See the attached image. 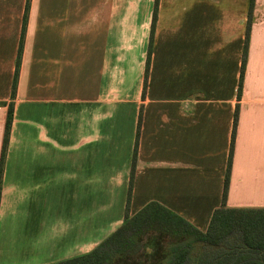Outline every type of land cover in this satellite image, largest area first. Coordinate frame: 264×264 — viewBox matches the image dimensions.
I'll return each instance as SVG.
<instances>
[{"label":"crops","instance_id":"obj_1","mask_svg":"<svg viewBox=\"0 0 264 264\" xmlns=\"http://www.w3.org/2000/svg\"><path fill=\"white\" fill-rule=\"evenodd\" d=\"M155 1L0 0V264L87 254L127 202L205 232L226 178L264 211V0Z\"/></svg>","mask_w":264,"mask_h":264},{"label":"trees","instance_id":"obj_2","mask_svg":"<svg viewBox=\"0 0 264 264\" xmlns=\"http://www.w3.org/2000/svg\"><path fill=\"white\" fill-rule=\"evenodd\" d=\"M155 1V6H156ZM253 0L250 2L252 7ZM28 4L23 16L24 30L27 19ZM155 10L151 22V34L155 25ZM22 45V39L21 44ZM150 55V49L148 52ZM149 57V56H148ZM149 59L146 71L148 70ZM19 61L16 63V70ZM16 76V74H15ZM241 85H239L240 94ZM145 90V85L143 87ZM15 94V79L11 97ZM239 97V96H238ZM13 106L9 104L5 123L3 149L0 161V178L2 163L8 142L12 121ZM136 148L133 152V166ZM230 162V157H229ZM225 181L222 207L215 210L205 232H201L179 215L167 210L157 203H149L133 216L128 215V202L124 220L110 236L103 240L91 252L53 264H117L126 263L141 256L142 243L150 235L173 240L166 244L161 253L160 264H189L197 247L212 254L198 264H264V211L230 210L224 208ZM1 192V190H0Z\"/></svg>","mask_w":264,"mask_h":264},{"label":"rangeland","instance_id":"obj_3","mask_svg":"<svg viewBox=\"0 0 264 264\" xmlns=\"http://www.w3.org/2000/svg\"><path fill=\"white\" fill-rule=\"evenodd\" d=\"M173 240L165 238L162 239L157 235H150L144 239L142 243L141 256L138 258L127 261L126 263H117V264H160L161 263V251L164 249L166 244L172 243ZM212 252L210 250L205 251L201 247H197L194 250L191 261L189 264H198L199 259L204 257L208 258Z\"/></svg>","mask_w":264,"mask_h":264}]
</instances>
